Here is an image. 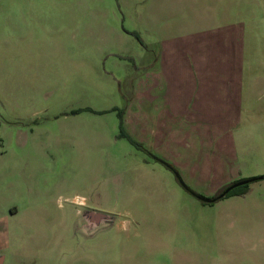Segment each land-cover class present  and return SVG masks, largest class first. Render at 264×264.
<instances>
[{"label": "rangeland", "instance_id": "rangeland-1", "mask_svg": "<svg viewBox=\"0 0 264 264\" xmlns=\"http://www.w3.org/2000/svg\"><path fill=\"white\" fill-rule=\"evenodd\" d=\"M263 118L264 0H0V264H264V177L196 194Z\"/></svg>", "mask_w": 264, "mask_h": 264}, {"label": "water", "instance_id": "water-1", "mask_svg": "<svg viewBox=\"0 0 264 264\" xmlns=\"http://www.w3.org/2000/svg\"><path fill=\"white\" fill-rule=\"evenodd\" d=\"M176 175L179 177L181 183L182 182V178L180 177V175L178 173H176ZM261 177H264V175H258V176H252V177H247V178H243V179H239V180H236V181H233L232 183H230L228 186H226L224 188V190L222 192L219 193V195L217 197H214V198H206L204 196H201L199 194H197L200 198L202 199H205L206 201H212L220 196H223L224 194H226L231 188H233L234 186L236 185H239V184H242V183H245V182H249L251 180H255L257 178H261ZM184 184V183H183ZM88 211V214L90 215H93V216H96L98 217V219H101V217L103 216V214L101 212H97V211H93V210H87ZM86 211V212H87ZM105 216V215H104Z\"/></svg>", "mask_w": 264, "mask_h": 264}, {"label": "trees", "instance_id": "trees-1", "mask_svg": "<svg viewBox=\"0 0 264 264\" xmlns=\"http://www.w3.org/2000/svg\"><path fill=\"white\" fill-rule=\"evenodd\" d=\"M121 134H123L124 136H127L129 139H130V141H132V142H134V143H136V144H138L137 142H136V140H134L129 134L130 133H128V131H125L124 129H123V127L121 126ZM262 175H264V174H262ZM258 176V175H257ZM177 178H178V180H179V177L177 176ZM230 183V182H229ZM228 184V183H227ZM227 184H224V185H222L221 187H220V189L218 190V192L217 193H219ZM245 184H247L246 182L245 183H243V185H245ZM246 186V185H245ZM239 190V188H238V186H236V187H234V188H232V189H230L227 193H226V195H228V194H230V193H234V192H239L238 191ZM215 196H216V194H215ZM214 196V197H215ZM211 202V201H210Z\"/></svg>", "mask_w": 264, "mask_h": 264}, {"label": "flooded vegetation", "instance_id": "flooded-vegetation-1", "mask_svg": "<svg viewBox=\"0 0 264 264\" xmlns=\"http://www.w3.org/2000/svg\"><path fill=\"white\" fill-rule=\"evenodd\" d=\"M179 181H180V179H179ZM181 182V181H180ZM182 182L184 183V181L182 180ZM182 183V184H183ZM230 183H232V182H230ZM230 183H226L227 185L226 186H228ZM185 184V183H184ZM243 184V183H242ZM240 185V184H239ZM225 186V187H226ZM236 186H238V185H236ZM236 186H234V187H236ZM224 187V188H225ZM233 187V188H234ZM224 188L220 191V192H222L223 190H224ZM220 189V188H219ZM218 189V190H219ZM232 189V188H231ZM218 190H217V192H218ZM216 192V196L215 197H217L218 195H219V193H217ZM196 194H198V193H196ZM226 194H224L223 196H225ZM214 196L213 197H206V198H214ZM223 196H220V197H218V198H216V199H214V200H217V199H219V198H221V197H223ZM214 200H212V201H214ZM86 213V217H87V221L92 225V224H94V223H96V222H100L101 221V219H98V217H96V216H93V215H90V214H88V211L87 212H85Z\"/></svg>", "mask_w": 264, "mask_h": 264}, {"label": "crops", "instance_id": "crops-1", "mask_svg": "<svg viewBox=\"0 0 264 264\" xmlns=\"http://www.w3.org/2000/svg\"><path fill=\"white\" fill-rule=\"evenodd\" d=\"M235 36V35H234ZM193 113H195V112H193ZM263 120H264V118H263Z\"/></svg>", "mask_w": 264, "mask_h": 264}]
</instances>
